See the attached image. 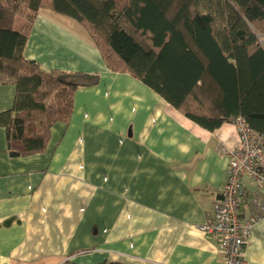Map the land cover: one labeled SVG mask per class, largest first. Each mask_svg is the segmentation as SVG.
Here are the masks:
<instances>
[{"label":"crops","instance_id":"1","mask_svg":"<svg viewBox=\"0 0 264 264\" xmlns=\"http://www.w3.org/2000/svg\"><path fill=\"white\" fill-rule=\"evenodd\" d=\"M23 54L97 80L75 90L69 121L52 125L43 152L9 156L0 126V264H225L198 226L223 187L218 146L235 143V125L207 130L109 70L85 29L50 10H39ZM13 98L14 85L0 83V112ZM243 255L264 264V217Z\"/></svg>","mask_w":264,"mask_h":264},{"label":"trees","instance_id":"2","mask_svg":"<svg viewBox=\"0 0 264 264\" xmlns=\"http://www.w3.org/2000/svg\"><path fill=\"white\" fill-rule=\"evenodd\" d=\"M41 9L74 19L109 70L139 79L201 127L241 117L264 135V0H0V83L14 85L0 112L9 156L43 152L52 125L69 121L75 90L97 80L24 57Z\"/></svg>","mask_w":264,"mask_h":264},{"label":"built area","instance_id":"3","mask_svg":"<svg viewBox=\"0 0 264 264\" xmlns=\"http://www.w3.org/2000/svg\"><path fill=\"white\" fill-rule=\"evenodd\" d=\"M232 123L237 131L235 143L218 146L228 161L224 184L212 215L198 228L215 237L225 264H242L250 229L264 217V135L252 130L241 117ZM246 179L252 190L247 188Z\"/></svg>","mask_w":264,"mask_h":264}]
</instances>
